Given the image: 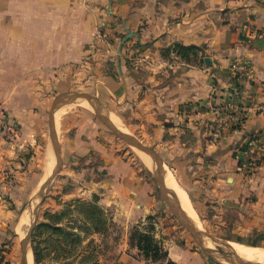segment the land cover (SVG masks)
<instances>
[{
    "label": "crops",
    "instance_id": "1",
    "mask_svg": "<svg viewBox=\"0 0 264 264\" xmlns=\"http://www.w3.org/2000/svg\"><path fill=\"white\" fill-rule=\"evenodd\" d=\"M177 44L197 51L165 54ZM235 60L251 71L233 99ZM74 91L93 94L150 143L193 219L236 240L264 238V0H0V107L19 129L13 140L0 131V264H14L20 250V224L40 182L38 150L48 144L46 110ZM242 109L248 115L236 126ZM79 117L66 115L60 138L74 194L108 195L101 199L111 205L120 192L127 213L148 212L145 183L98 142L92 119L81 125ZM253 135L262 161L248 182L237 166ZM127 252L121 263L145 264Z\"/></svg>",
    "mask_w": 264,
    "mask_h": 264
},
{
    "label": "rangeland",
    "instance_id": "2",
    "mask_svg": "<svg viewBox=\"0 0 264 264\" xmlns=\"http://www.w3.org/2000/svg\"><path fill=\"white\" fill-rule=\"evenodd\" d=\"M69 93H84L94 96L82 91L61 92L58 96ZM68 100H71L70 103L75 105L66 103ZM96 103L100 108L99 102ZM67 104H70L71 107ZM52 106L50 104L46 110L45 136L48 144H41V148L38 150L37 171L40 182L37 187L34 186V194L27 204L25 218L20 227V236L23 239L31 222L36 218L37 222L29 244L33 253L32 264H35L34 246L39 252L38 264H124L120 262V257L125 250L128 251V255L139 258L145 264H166L165 260L156 262L147 260L144 253L131 245L132 232L135 227H138L142 234L152 236L163 251L167 252L168 259L178 264H264L259 261L244 259L239 255L241 253H237L238 250H242V246L264 252V238L256 239L255 242L236 240L230 234L228 236L219 234L221 230L217 228L216 223L207 224V222L196 221L189 215L196 228L203 233L205 245L212 248L211 252L204 250L196 236L189 231L185 223L169 207L158 180V167L152 156L129 144L113 132L82 98L76 101L68 97L64 98L56 112V134L61 161L60 172L46 187L44 200L39 206L38 215L34 217L33 208L41 200L40 188L52 174L57 162L48 126L49 112ZM61 109L62 114L58 116ZM102 112L108 115L104 109ZM73 113L82 116L78 119L81 125L89 123L92 119L91 127L95 129L98 142L106 150H111L115 155L122 156L130 164V167L137 172L140 181L142 180L149 189L152 201L148 212H144L139 217L131 215V212L127 213L125 206L123 207L119 201L121 200L120 192L115 196L117 197L115 203L113 202L114 204L111 203V205L104 203L101 199L108 197V195L94 193L89 196H80L77 193L74 194L75 181L72 177L62 173L63 162L60 152V141L62 136L66 135L62 122L67 114ZM56 117L58 118L56 119ZM109 117L116 126L134 140L154 150L149 142L139 138L131 130L123 128L113 116ZM157 155L164 165V172L170 170L165 166L160 155L158 153ZM145 156H150L152 163H149ZM132 191L130 190L131 195L127 196L128 202L136 196ZM170 191L176 197L174 192ZM132 208L130 207L129 211ZM137 210L135 208L132 211L137 212ZM41 223H46V226L41 225ZM207 242L211 246L207 245ZM20 258L21 252L18 249L14 264H20Z\"/></svg>",
    "mask_w": 264,
    "mask_h": 264
},
{
    "label": "water",
    "instance_id": "3",
    "mask_svg": "<svg viewBox=\"0 0 264 264\" xmlns=\"http://www.w3.org/2000/svg\"><path fill=\"white\" fill-rule=\"evenodd\" d=\"M131 36H132V34L129 33L126 37H124L122 42H121V44H120V46H119L118 63L120 62V56H121V53H122V50H123V46L126 43V41L130 39ZM205 62L207 64H211V60L209 58H206ZM67 97L70 98V99H73L75 101L77 99H80V98L86 100L87 103L94 109L95 113L102 119V121L113 132H115L118 136H120L122 139H124L129 144L137 147L138 149H140V150H142V151H144L147 154L152 156L154 162H156V164H157V167H158L157 168L158 180H159V182H160V184L162 186L163 193L165 195V198H166V201H167L169 207L179 217V219L185 223V225L187 226L189 231L191 233H193L194 236H196V238L198 239L201 247L204 250H206L208 252H211L212 248H208L205 245L204 238H203V233L200 232L196 228V226L194 225V221L192 220V218H190V216L182 208V205H181L180 201L173 195V193L167 187L166 181H165L164 165H163L162 161L160 160L159 156L157 155V153L153 149H150V148L144 146L143 144L137 142L132 137H130L127 133H125L122 129H120L118 126H116L114 124V122L110 119V117L107 114H104L102 112L101 107L99 108V106L96 103V102H98L96 97L88 95V94H84V93L64 94V95L56 97V99L53 102V106H52V108H51V110L49 112L48 126H49V136H50V139H51V142H52V145H53V150H54V154L56 156L57 162H56V166L53 169L52 174L50 175V177L44 182V184L40 188L39 194H40L41 200H40V203L37 204L35 206V208H33L34 217L38 215L39 206H40L41 202L44 200V197H45V189H46V187L53 181V179L56 177V175L60 172V163H61V161H60L58 138H57V134H56L55 115H56V112H57V110L59 108V105L63 102L64 98H67ZM36 222H37L36 218H34L33 222H31L29 230L27 231L26 235L24 236V238L21 241V244H20V252H21L20 264H28V258H27L28 257V248L30 247V245H29L30 244V238H31L32 231H33V229H34V227L36 225Z\"/></svg>",
    "mask_w": 264,
    "mask_h": 264
},
{
    "label": "built area",
    "instance_id": "4",
    "mask_svg": "<svg viewBox=\"0 0 264 264\" xmlns=\"http://www.w3.org/2000/svg\"><path fill=\"white\" fill-rule=\"evenodd\" d=\"M250 65L244 60H235L231 64V72L234 75V78L238 80L239 86L240 82L244 80L250 73ZM234 91H232L233 99H236L240 96L241 89H237L234 87ZM262 110V109H261ZM241 118L236 120L238 126L239 122L242 119L247 117L246 110H240ZM0 131L4 133V135L8 139H16L18 136V126L14 123L8 121V114L4 108L0 107ZM242 156L237 166V171L239 174L243 176V178L250 182L252 181L255 173L261 166L262 156L259 150V141L258 136L253 135L246 142L245 148L241 152Z\"/></svg>",
    "mask_w": 264,
    "mask_h": 264
},
{
    "label": "trees",
    "instance_id": "5",
    "mask_svg": "<svg viewBox=\"0 0 264 264\" xmlns=\"http://www.w3.org/2000/svg\"><path fill=\"white\" fill-rule=\"evenodd\" d=\"M176 51L179 55L185 57L188 56L189 54L195 55L197 48L196 46H182V45H175L171 48H167L165 54L168 55L170 51ZM241 86L238 84L236 85V88L239 90ZM41 225L46 226V223H41ZM55 227V226H54ZM132 242L131 245L133 247H136L140 252L144 253V257L147 260H151L152 262L160 261V260H165L166 264H178L174 262L171 259H168V254L167 252H164L163 249L160 247L158 243H156L153 239L152 236L150 235H144L140 231L138 227H135L133 232H132ZM34 250V260L35 264H38L39 262V252L36 246L33 248Z\"/></svg>",
    "mask_w": 264,
    "mask_h": 264
},
{
    "label": "bare ground",
    "instance_id": "6",
    "mask_svg": "<svg viewBox=\"0 0 264 264\" xmlns=\"http://www.w3.org/2000/svg\"><path fill=\"white\" fill-rule=\"evenodd\" d=\"M70 102H72V101L71 100L66 101V103H70ZM70 104H67V106L69 105V107H71V105H73V104H71V105ZM62 109L58 113L59 114L58 116H60L62 114ZM57 118L58 117H56V119ZM145 157L148 159L149 163H152L151 162L152 159L150 160V158H151L150 156H149L150 158L148 156H145ZM165 181H166L167 187L174 192V194L176 195L177 199L180 201V203L182 205V208L186 211V213L188 215L193 216V209H192V207L190 205V202H189L188 198L186 197L184 191L182 190V188L178 184V181H177L174 173L171 170H167L165 172ZM21 225H22V223L20 224V226ZM207 245L211 246V244L209 242H207ZM237 253H241L239 255L242 258H244V259H249V260H254V261H259L261 263H264V262H262V259H264V252L263 251H257L255 249L242 246V250L241 251L238 250ZM32 257H33V253H32V251L30 250V247H29L28 248V257H27L28 258V264H32V260H33Z\"/></svg>",
    "mask_w": 264,
    "mask_h": 264
}]
</instances>
